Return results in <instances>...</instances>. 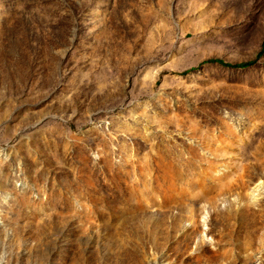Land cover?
Here are the masks:
<instances>
[{
  "label": "rangeland",
  "instance_id": "374dc122",
  "mask_svg": "<svg viewBox=\"0 0 264 264\" xmlns=\"http://www.w3.org/2000/svg\"><path fill=\"white\" fill-rule=\"evenodd\" d=\"M264 0H0V264H264Z\"/></svg>",
  "mask_w": 264,
  "mask_h": 264
},
{
  "label": "trees",
  "instance_id": "16d2710c",
  "mask_svg": "<svg viewBox=\"0 0 264 264\" xmlns=\"http://www.w3.org/2000/svg\"><path fill=\"white\" fill-rule=\"evenodd\" d=\"M263 52H264V37H263L262 42H261V47L253 59H249V60L242 61V62H228V61H225L224 59H222L220 57H210V58H206V59L201 60L196 66H192V67H189L187 69H184L182 72L186 73L192 69L198 68L202 63H206V62L219 63L222 65L234 67V68L246 67L248 65L255 63Z\"/></svg>",
  "mask_w": 264,
  "mask_h": 264
}]
</instances>
